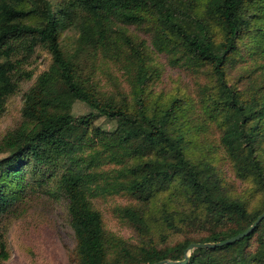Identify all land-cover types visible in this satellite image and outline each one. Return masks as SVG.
I'll return each mask as SVG.
<instances>
[{
  "label": "trees",
  "instance_id": "trees-1",
  "mask_svg": "<svg viewBox=\"0 0 264 264\" xmlns=\"http://www.w3.org/2000/svg\"><path fill=\"white\" fill-rule=\"evenodd\" d=\"M37 49L51 62L0 139V263L8 220L42 196L64 202L77 264L179 262L189 245L230 239L264 212V0H0V117ZM157 55L203 82L157 94ZM245 57L239 88L228 72ZM86 61L116 66L127 87L110 77L117 92H102L82 76ZM100 118L126 129L104 131ZM218 151L247 185L241 195L211 157ZM117 198L132 240L107 231L95 208ZM186 264H264V219Z\"/></svg>",
  "mask_w": 264,
  "mask_h": 264
},
{
  "label": "rangeland",
  "instance_id": "rangeland-1",
  "mask_svg": "<svg viewBox=\"0 0 264 264\" xmlns=\"http://www.w3.org/2000/svg\"><path fill=\"white\" fill-rule=\"evenodd\" d=\"M135 33L144 38V34L138 30ZM73 34L64 33L62 35V46L68 50L72 48ZM157 62L162 66V76L155 85L154 91L159 94H172L180 89L192 91L196 87V82H203L201 78H196L191 72L185 69L171 68L167 65L165 56L157 55ZM51 62L50 56L43 49H37L31 59L24 64L23 68L31 74V78L23 80L19 84L17 93L6 103V111L0 117V139L8 130L16 127L21 120V111L24 104L26 92L32 86L35 78L47 70ZM260 63L262 62L259 61ZM243 66H252L249 58L245 57L243 64L238 63L234 68H230L228 74L231 84H236L239 88H246L248 81L240 79L243 74ZM82 76L89 79L91 83H97L102 92L110 94L116 93V86L112 85L110 77L114 78L119 86L126 88V82L118 68L112 64L95 63L86 61L81 67ZM253 81L261 80L257 73L251 76ZM86 108L77 106V113H86ZM95 126L107 132L125 130V126L119 120H109L100 118L95 122ZM205 137V136H204ZM214 140L216 136H209ZM203 138V137H201ZM208 140V142H210ZM209 152L211 149H207ZM264 158V149L262 151ZM1 157V156H0ZM211 157L217 160V166L225 180L230 183L232 195H241L247 189L243 182L234 180L228 166L225 164L220 151ZM125 200L98 199L94 202L95 208L102 214L104 228L124 239H134L133 233L128 225L120 220L116 212L117 206H123ZM5 240L8 246L9 259L0 264H77L73 257L74 238L69 221L66 215L63 201L55 202L47 196L31 201L27 211L22 216L10 218L5 230Z\"/></svg>",
  "mask_w": 264,
  "mask_h": 264
},
{
  "label": "water",
  "instance_id": "water-1",
  "mask_svg": "<svg viewBox=\"0 0 264 264\" xmlns=\"http://www.w3.org/2000/svg\"><path fill=\"white\" fill-rule=\"evenodd\" d=\"M264 219V212L257 217V219L253 222L252 225H250L244 232L230 238L227 239L223 242H219V243H207V244H191L187 247V249L184 251V259L182 261L179 262H168V261H161L155 264H186L188 261V258L190 256V253L195 250V249H200V248H204V249H214V248H218V247H222L224 245H230L233 244L235 242L240 241L241 239L248 237L256 228L257 226L260 224V222Z\"/></svg>",
  "mask_w": 264,
  "mask_h": 264
}]
</instances>
